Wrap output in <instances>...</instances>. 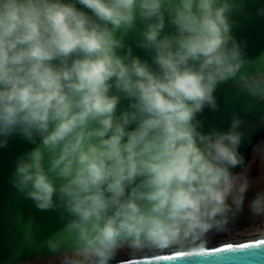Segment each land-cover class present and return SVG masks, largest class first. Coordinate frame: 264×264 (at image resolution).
Instances as JSON below:
<instances>
[{"label":"clouds","instance_id":"clouds-1","mask_svg":"<svg viewBox=\"0 0 264 264\" xmlns=\"http://www.w3.org/2000/svg\"><path fill=\"white\" fill-rule=\"evenodd\" d=\"M238 10L236 0H0V147L13 134L40 141L12 183L39 210L63 209L47 241L57 264L206 256L209 233L236 222L250 187L243 121L204 133L197 115L218 109L213 93L229 80L264 100V54L249 61L232 35ZM133 32L151 62L126 44ZM248 210L264 225V191ZM258 231L239 247L264 245Z\"/></svg>","mask_w":264,"mask_h":264},{"label":"water","instance_id":"water-1","mask_svg":"<svg viewBox=\"0 0 264 264\" xmlns=\"http://www.w3.org/2000/svg\"><path fill=\"white\" fill-rule=\"evenodd\" d=\"M236 2L241 5V10L233 12L230 16V20L234 22L232 35L242 45L246 58L255 61L264 54V15L258 14V9L264 8V0H236ZM171 30V28L165 29V31ZM136 41L135 32L126 37V44L131 46L133 54L151 62L150 54L137 47ZM253 70V67H248L249 72ZM235 84V81L229 80L218 85L213 93L217 106L223 93ZM127 103V100H122L118 111ZM217 110L205 107L202 113L197 115V119L202 122L200 131L208 133L216 129L222 132L217 121ZM250 114L253 118L264 119V100ZM39 142L37 139L36 144ZM36 144L19 134H13L8 137L6 146L0 147V264H20L39 257L57 255L48 249L47 241L49 238H55L63 228L65 221L60 219L63 209L39 210L34 202L19 192L12 183L17 158L31 151ZM53 199L56 200V197L54 196ZM60 238L70 242L67 234H62ZM256 241L254 239L207 247L210 254L206 256L184 255L179 259L163 258L186 252L181 251L122 261H125V264H264V245L259 248L239 247ZM229 245L233 247V251H212ZM112 264H116V261Z\"/></svg>","mask_w":264,"mask_h":264},{"label":"rangeland","instance_id":"rangeland-1","mask_svg":"<svg viewBox=\"0 0 264 264\" xmlns=\"http://www.w3.org/2000/svg\"><path fill=\"white\" fill-rule=\"evenodd\" d=\"M261 99L250 96L243 91L237 84L229 87L221 96L218 110L217 121L222 132L229 130L233 116L239 117L243 123L238 130L244 132L239 152L248 165L247 177L250 187L244 200V210L237 218L236 222L230 226L226 233H209L208 244L213 246L228 244L233 242H244L247 240H257L260 235L258 229L264 228L259 219H252L248 210V202L257 193L264 191V153L254 152L255 147L264 145V119H256L251 116L253 109L261 102ZM255 106V107H254ZM242 166L231 169L234 173H239ZM225 242V243H224ZM186 250V249H183ZM181 251V249H169L164 253ZM162 253V254H164ZM161 253H144L139 256H149ZM134 257V258H136ZM130 258L127 253H121L117 260ZM20 264H57L55 256L39 257L33 260L21 262Z\"/></svg>","mask_w":264,"mask_h":264},{"label":"snow or ice","instance_id":"snow-or-ice-1","mask_svg":"<svg viewBox=\"0 0 264 264\" xmlns=\"http://www.w3.org/2000/svg\"><path fill=\"white\" fill-rule=\"evenodd\" d=\"M252 247V245H248L247 247L245 248H250ZM233 247L231 245L225 247V248H216V249H213L212 251H220V252H223V251H233ZM184 255H187V254H179L177 256H169V257H163L164 259H179V258H183Z\"/></svg>","mask_w":264,"mask_h":264},{"label":"bare ground","instance_id":"bare-ground-1","mask_svg":"<svg viewBox=\"0 0 264 264\" xmlns=\"http://www.w3.org/2000/svg\"><path fill=\"white\" fill-rule=\"evenodd\" d=\"M255 107V106H254ZM209 242V241H208ZM238 242H240V241H238ZM238 242H233V243H238ZM225 243V242H224ZM230 243V242H229ZM228 243V244H229ZM213 247V244L212 245H210V244H207V247ZM181 251H187V250H183V249H181ZM181 251H172V252H167V253H174V252H181ZM162 254V253H161ZM164 254H166V253H164ZM155 255H160V254H155ZM149 256H152V255H149ZM139 257H145V255L144 256H139ZM136 258H138V257H136ZM128 259H132V258H128ZM120 260V259H119ZM123 260H127V259H123Z\"/></svg>","mask_w":264,"mask_h":264}]
</instances>
